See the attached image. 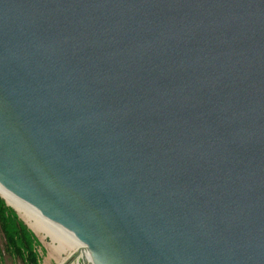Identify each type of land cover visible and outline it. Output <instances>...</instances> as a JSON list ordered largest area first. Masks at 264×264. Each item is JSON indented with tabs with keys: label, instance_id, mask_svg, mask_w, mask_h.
<instances>
[{
	"label": "water",
	"instance_id": "obj_1",
	"mask_svg": "<svg viewBox=\"0 0 264 264\" xmlns=\"http://www.w3.org/2000/svg\"><path fill=\"white\" fill-rule=\"evenodd\" d=\"M0 185L86 264H264V0H0Z\"/></svg>",
	"mask_w": 264,
	"mask_h": 264
},
{
	"label": "trees",
	"instance_id": "obj_2",
	"mask_svg": "<svg viewBox=\"0 0 264 264\" xmlns=\"http://www.w3.org/2000/svg\"><path fill=\"white\" fill-rule=\"evenodd\" d=\"M0 231L5 238L6 249L23 264H41V242L28 224L20 218L16 209L7 205L0 195Z\"/></svg>",
	"mask_w": 264,
	"mask_h": 264
},
{
	"label": "bare ground",
	"instance_id": "obj_3",
	"mask_svg": "<svg viewBox=\"0 0 264 264\" xmlns=\"http://www.w3.org/2000/svg\"><path fill=\"white\" fill-rule=\"evenodd\" d=\"M0 194L6 199L9 205H12L19 212L20 216L25 219L30 227L36 232H45L51 235L53 241H57L58 245L55 246V250L58 252L65 251L67 245L73 244L76 249L83 254V258L77 264H86L85 260L90 259L87 247L80 243L77 238L70 232H67L57 223L45 218L43 215L38 213L34 208L28 205L25 201L15 196L12 192L7 191L0 185Z\"/></svg>",
	"mask_w": 264,
	"mask_h": 264
},
{
	"label": "rangeland",
	"instance_id": "obj_4",
	"mask_svg": "<svg viewBox=\"0 0 264 264\" xmlns=\"http://www.w3.org/2000/svg\"><path fill=\"white\" fill-rule=\"evenodd\" d=\"M20 216L19 212L17 211ZM21 219H23L20 216ZM27 224L28 222L23 219ZM30 227V225L28 224ZM30 229L37 235L41 246L39 249L41 264H77L78 259L83 258V254L75 248L73 244L68 243L67 249L62 252L55 250V246L58 245L57 241H53L51 235L40 231L36 233L31 227ZM73 254H77V257H73ZM70 260V261H69ZM0 264H23L17 257H14L9 251L5 249L4 236L0 231Z\"/></svg>",
	"mask_w": 264,
	"mask_h": 264
},
{
	"label": "flooded vegetation",
	"instance_id": "obj_5",
	"mask_svg": "<svg viewBox=\"0 0 264 264\" xmlns=\"http://www.w3.org/2000/svg\"><path fill=\"white\" fill-rule=\"evenodd\" d=\"M4 240H5V238H4ZM6 242V241H5ZM5 249H6V244H5ZM7 250V249H6ZM8 251V250H7ZM10 253V252H9ZM13 255V254H12ZM14 256V255H13ZM15 257V256H14Z\"/></svg>",
	"mask_w": 264,
	"mask_h": 264
}]
</instances>
